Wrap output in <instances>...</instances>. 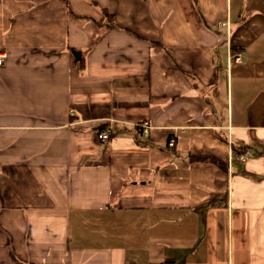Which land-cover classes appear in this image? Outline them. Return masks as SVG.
Returning a JSON list of instances; mask_svg holds the SVG:
<instances>
[{"label": "crops", "instance_id": "crops-1", "mask_svg": "<svg viewBox=\"0 0 264 264\" xmlns=\"http://www.w3.org/2000/svg\"><path fill=\"white\" fill-rule=\"evenodd\" d=\"M0 52V264H264V0H0Z\"/></svg>", "mask_w": 264, "mask_h": 264}, {"label": "built area", "instance_id": "built-area-1", "mask_svg": "<svg viewBox=\"0 0 264 264\" xmlns=\"http://www.w3.org/2000/svg\"><path fill=\"white\" fill-rule=\"evenodd\" d=\"M5 57L6 55L2 52H0V65H2L5 62ZM229 58H235V59H240V54H233V53H229ZM140 127L143 129V131L148 132L149 129L151 128V125L149 122H144L140 125ZM99 139L101 140V142L106 143L110 140L111 138V130L110 128H105L99 131L98 133ZM169 145L171 147H173L175 145V139L171 138L169 141ZM242 160H246L247 158L245 156H241Z\"/></svg>", "mask_w": 264, "mask_h": 264}, {"label": "trees", "instance_id": "trees-1", "mask_svg": "<svg viewBox=\"0 0 264 264\" xmlns=\"http://www.w3.org/2000/svg\"><path fill=\"white\" fill-rule=\"evenodd\" d=\"M105 128H106V127L101 126V127H100V130L105 129ZM100 130H99V131H100ZM193 158H194V159H206V158H195V157H193Z\"/></svg>", "mask_w": 264, "mask_h": 264}]
</instances>
